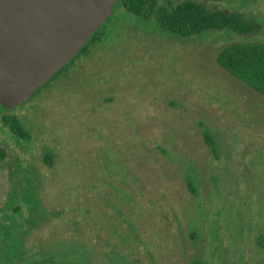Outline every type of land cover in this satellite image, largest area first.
I'll use <instances>...</instances> for the list:
<instances>
[{"label": "rangeland", "instance_id": "374dc122", "mask_svg": "<svg viewBox=\"0 0 264 264\" xmlns=\"http://www.w3.org/2000/svg\"><path fill=\"white\" fill-rule=\"evenodd\" d=\"M196 1L257 29L184 36L118 2L71 62L0 109V264H264V94L217 62L264 43V0Z\"/></svg>", "mask_w": 264, "mask_h": 264}, {"label": "water", "instance_id": "95a60500", "mask_svg": "<svg viewBox=\"0 0 264 264\" xmlns=\"http://www.w3.org/2000/svg\"><path fill=\"white\" fill-rule=\"evenodd\" d=\"M117 0H0V104L14 109L67 65Z\"/></svg>", "mask_w": 264, "mask_h": 264}, {"label": "trees", "instance_id": "16d2710c", "mask_svg": "<svg viewBox=\"0 0 264 264\" xmlns=\"http://www.w3.org/2000/svg\"><path fill=\"white\" fill-rule=\"evenodd\" d=\"M118 2L128 11L137 15L149 17L155 14L162 28L184 36H192L206 30H222L227 27H232L236 31L245 34L252 33L257 29L256 23L244 19L239 12L220 9L209 10L203 3L196 0H184L172 8L161 7L158 5L157 0H117L116 4ZM97 31L90 39L95 36ZM88 42L79 52L85 49ZM217 62L226 71L248 84L254 90L264 94L263 42L242 41L230 43L218 53ZM0 109L2 111H10L5 110L1 104ZM3 121L19 137L24 139L30 137L29 131L25 130L24 125L16 116L4 115ZM206 140L210 142L209 133L206 134ZM55 264L85 263L75 257L74 259H62ZM192 264L208 263L196 261Z\"/></svg>", "mask_w": 264, "mask_h": 264}, {"label": "flooded vegetation", "instance_id": "af4514ba", "mask_svg": "<svg viewBox=\"0 0 264 264\" xmlns=\"http://www.w3.org/2000/svg\"><path fill=\"white\" fill-rule=\"evenodd\" d=\"M78 53H79V52H78ZM65 66H66V65H65ZM65 66H64V67H65ZM64 67H63V68H64ZM63 68H62V69H63ZM62 69H60V70H62ZM60 70H59V71H60ZM59 71H58V72H59ZM56 73H57V72H56ZM54 75H55V74H54ZM52 77H53V76H52ZM52 77H51V78H52ZM51 78H50V79H51ZM104 102L113 103V100H111V99H106ZM4 109H5V108H4ZM5 110H7V109H5ZM9 110H12V109H9ZM2 112L5 113V112H7V111H2ZM4 115H7V114H4ZM4 115H3V116H4ZM12 132H13V131H12ZM13 134H14L15 136L19 137V136L16 135L14 132H13ZM206 134H207V133H205L204 135H202V138L205 140V142H206V144H207V147L210 148V149H214V150H216L217 145L219 144L218 141H217L216 139L214 140V138H213L212 135L210 134V142H208V141L206 140ZM19 138H23V137H19ZM23 139H24V138H23Z\"/></svg>", "mask_w": 264, "mask_h": 264}]
</instances>
